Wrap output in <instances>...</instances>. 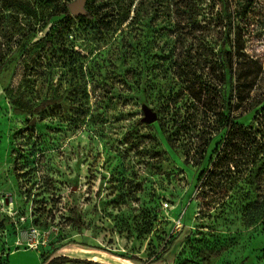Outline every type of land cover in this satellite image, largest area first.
I'll return each mask as SVG.
<instances>
[{
	"label": "rangeland",
	"instance_id": "obj_1",
	"mask_svg": "<svg viewBox=\"0 0 264 264\" xmlns=\"http://www.w3.org/2000/svg\"><path fill=\"white\" fill-rule=\"evenodd\" d=\"M46 1L0 0V263L41 264L47 254L98 264H264L260 223L247 224L222 192L235 175L223 163L209 173L226 136L216 108L225 94L234 105L240 85L237 70L219 83L213 58L228 36V51L242 49L260 67L246 68L253 87L241 94L263 100L264 0H194L166 32L160 9L151 34L142 20L128 26L132 13L107 30L68 23L56 13L75 0ZM171 49L173 59L188 53L186 79L154 58ZM209 83L220 88L218 102L205 93ZM84 87L85 117L77 112ZM62 94L74 110L33 113ZM263 106L234 112L236 123L247 127ZM144 109L156 122H143Z\"/></svg>",
	"mask_w": 264,
	"mask_h": 264
},
{
	"label": "trees",
	"instance_id": "obj_2",
	"mask_svg": "<svg viewBox=\"0 0 264 264\" xmlns=\"http://www.w3.org/2000/svg\"><path fill=\"white\" fill-rule=\"evenodd\" d=\"M54 2L55 0H47L46 4L47 6H51ZM144 2H149L151 12L144 9ZM193 2L194 0H138L137 2L136 0H87L85 16L77 19L79 21L97 24L102 29L107 30L110 29L109 27H111L112 24H116L118 27L123 25L128 21L130 14L132 13V18L130 22H128V26L133 25V22L135 23L142 20L146 31L151 34L155 29L154 15H157L158 11L162 9L166 12L164 18L168 21L164 24L165 26L162 29L166 32L169 30L168 28H170V30L174 29L172 28L173 21L171 22L169 20L171 15L173 14L177 18L182 12L190 10L191 4H195V2ZM248 2L251 3L252 0H249ZM67 7L68 5L62 6L56 14L62 16L64 20L69 23L73 19L71 18ZM54 10L57 9L55 8ZM189 20H191V18ZM227 44H231V42L229 43L228 36L225 35V40L219 47L217 56L213 58V66L221 72V75H219V80L221 81L219 83H222L224 86L228 74L237 70L238 84L240 85L235 88V90H237V95L235 96L236 103L234 105H231L230 98L225 94L222 95V101L220 102L221 105H219L220 107L218 106L216 108L217 112H215V116L217 122L225 129L226 136L223 150L212 162V170L209 173H211V175L214 174L218 169L222 168L221 164L223 163L228 174L230 176L231 174L235 175L229 179L228 183H226L227 187H225L222 192L225 193L228 201H236L238 203L237 206L242 212L247 224L251 225L254 223H260L262 232L264 233V106L259 108L258 111L253 112L254 117L247 127L237 124L236 118H239V115L234 116V112L239 109H241L240 111L242 112L250 113L262 104L264 97L263 100L260 99L255 102L252 99L250 100L248 93L241 94L242 89L246 88L245 85L247 86V89L253 87V83L247 81L249 73H245L247 71L246 68L251 67L252 65L257 68V70L250 72V75H252L254 73L257 74L260 67H258L257 63L247 57V55L243 54L242 49H234V53L230 50L228 51ZM170 51L171 52L169 53H164L158 57L155 56L154 58L162 64H167L169 62L168 64L171 65L170 67L174 69V72L176 73L175 77L182 80V76H185L186 79L188 73L183 71L184 67L182 66V58H184L183 54H185L186 57L188 53L179 52V54L175 55V59H173V50L171 49ZM234 66H236V69H234ZM185 79L182 82L183 91L186 92L189 97H194L193 88L190 87V84L187 83L188 81H185ZM241 81H243L242 85ZM203 86V88H205V93L209 98L218 102V97L221 96L218 91L220 89L219 86L213 85V83ZM152 90L153 87H150V89L148 88V92H151ZM64 100V94L57 97H49L48 99L39 102V104L33 109V113L38 115L50 107L58 106L62 107L64 112L74 110L75 106H66ZM87 100L88 94L86 87H84L80 97L81 103L77 109V112L83 117H85L88 112ZM142 103H146L145 98L142 100ZM242 106L246 107V110H242ZM209 109L213 110V107L210 106ZM243 171L246 172V175H243V178H237L239 173ZM203 172L204 171H202L200 175H202ZM207 180L208 178L203 182V186H206L205 183ZM227 193L230 195L228 196ZM72 224L77 230L81 229L82 221L76 210L73 212ZM41 264L98 263L70 259L65 256L51 257L50 255L42 254Z\"/></svg>",
	"mask_w": 264,
	"mask_h": 264
},
{
	"label": "water",
	"instance_id": "obj_3",
	"mask_svg": "<svg viewBox=\"0 0 264 264\" xmlns=\"http://www.w3.org/2000/svg\"><path fill=\"white\" fill-rule=\"evenodd\" d=\"M85 5H86V0H75L71 2L67 7L70 16L73 18H79L85 16L86 14ZM143 115H144L143 122L146 124H152L157 120L156 114L148 109H144ZM33 124H34V120H32L29 125L33 126Z\"/></svg>",
	"mask_w": 264,
	"mask_h": 264
}]
</instances>
